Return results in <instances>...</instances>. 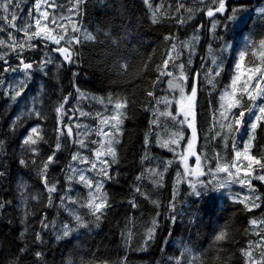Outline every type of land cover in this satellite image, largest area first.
<instances>
[{
    "label": "trees",
    "instance_id": "trees-1",
    "mask_svg": "<svg viewBox=\"0 0 264 264\" xmlns=\"http://www.w3.org/2000/svg\"><path fill=\"white\" fill-rule=\"evenodd\" d=\"M18 2L17 11L27 15L37 0ZM57 2L68 6V0ZM225 4V12L216 13L218 3L212 0H148L147 4L145 0H79L75 23L80 43L74 46L73 63L52 53L53 62L39 70L45 54L56 47L51 42L40 46L39 39L32 41L36 50L25 44L20 54L25 62H34L27 87L40 83L36 100L39 117L37 110L18 116V98H9L14 95L9 86H13L15 73L3 69L17 67L19 56L0 46L8 62L0 60V77L5 82L0 86V264H264V180L258 178L264 176V169L256 164L248 169L246 160L235 158V151H243L244 143L254 137L248 154L264 163V123L254 134L249 131L247 125L252 120L246 109L252 105L246 96L241 101L243 107L229 114L234 123L240 111L246 112V126L239 135L221 128V123L229 121L220 117L221 95L230 90L239 53L249 51L241 72L260 62L264 0H225ZM209 8L213 17L207 15ZM233 15L235 20L227 19ZM9 31L19 42L26 39L23 32L7 29L0 32L5 45L10 41ZM88 35L94 38L89 40ZM170 58H175L176 67L170 62L167 71L180 76L179 66L183 65L182 86L187 92L197 89L193 104L196 153L203 175L195 182L191 176L186 178L180 161L189 129L176 115V97L168 88L170 77L161 75L164 60ZM64 97H68L66 115L55 110ZM162 98L171 103L167 107L158 104ZM101 99L124 103L116 161L101 187L107 196L102 215L88 207L90 189L78 182L79 177L68 180L72 175L69 165L90 168L88 163L72 161V155L79 153L92 161V152L99 146L94 127L98 117H105L100 111ZM78 110H83L85 117L75 115ZM72 112L74 120L69 119ZM168 112L172 115H161ZM61 120L73 128L72 137L60 134ZM81 121V125L75 123ZM31 127H39L43 136L37 154L23 145ZM80 133L85 146L77 142ZM174 133L179 134V143L162 147ZM57 142L61 144L58 151ZM54 151L55 162L43 174L48 181L45 184L41 168ZM20 159L28 163L21 165ZM233 162L252 173L251 187L231 182L220 188L219 178L225 173H216L215 178L208 173L209 168L215 173L217 163L231 166ZM53 184L56 191L50 193ZM193 185L200 195L195 194ZM64 225L69 226L68 237L63 236ZM221 231L226 233L225 239L217 241ZM36 252H42L43 257L38 259Z\"/></svg>",
    "mask_w": 264,
    "mask_h": 264
},
{
    "label": "snow or ice",
    "instance_id": "snow-or-ice-1",
    "mask_svg": "<svg viewBox=\"0 0 264 264\" xmlns=\"http://www.w3.org/2000/svg\"><path fill=\"white\" fill-rule=\"evenodd\" d=\"M145 3H148V0H145ZM213 4L218 3V7H215L216 13H223L226 10V4L225 0H212ZM180 7H183V5H180ZM20 9V3L18 0H0V32L6 31L7 29H12L16 33L23 32L26 39L23 42H19L12 38V32L9 31L8 35L10 38V41L7 45H5V41L0 39V46H5L8 48H11L13 51L17 52V55L19 56L20 63L17 67L13 68L11 66L5 67L3 69L4 72H23V79H17L15 81V84L10 87V93H14V95H10L9 98L12 100L17 99L18 97H21L24 92L26 91L28 80L31 79V70L34 67V62H25L22 55H20L23 50L25 44L29 46L31 50H36L37 45L32 43V41H35L39 39L42 44L40 46L46 47L49 42L54 44L56 47L49 50V53L45 54V59L42 60L38 68L39 70H43L46 68V66L49 63L53 62L52 53L59 54L62 61L65 63H73L74 62V46L76 44L80 43V37L76 35V33L79 32L78 27L76 26L75 19L78 16L79 13V0H68V6H65L64 4L58 3L57 0H37V2L28 10L27 15H23L17 10ZM179 7L177 8V11H179ZM214 11L209 8L207 11V15L209 17L214 16ZM237 11L236 9L233 10V12ZM261 12H264V9L260 10ZM153 22H157V15L154 12L152 16ZM229 20H235L236 17L229 16L227 17ZM17 21L19 23H17ZM216 27V23H213V28ZM35 29V30H34ZM89 40L93 39L91 35H88L87 37ZM165 39H168L166 37ZM253 50L251 52V55L255 57L257 55L256 51L254 50L255 46H252ZM259 48L262 49L259 53L260 62L253 68L247 69L246 72H241V64L245 60V56L249 55L248 49L245 51H241L239 53V59L236 63V75L233 77L230 90L226 89L225 92L221 95V100L224 101L221 103L220 108L222 111L220 112V117L222 121H229L226 125L224 123H221V128L226 127L228 132H235L237 135L240 134L241 128L245 127L243 118L247 112L249 119L252 120V123L250 125H247L249 131L254 134L255 130L258 126H260L262 123H264V40H261L259 42ZM173 49H175V45H173ZM7 53L3 50V48H0V60H3L5 64H7V60L5 59V56ZM177 53V57H178ZM171 62L172 66L175 68V58H170L164 60L165 68L162 70L161 75L162 76H168L170 79L168 80V88L172 92H178L179 93V101L177 103L179 104V113L183 115V120H180L179 123L183 125L185 121H187V126L192 129L193 139L196 138V127L192 120L194 119L193 113H192V104L191 100L193 97L196 96L197 89L196 87H193L191 90V96L185 97L184 95V89L182 87L183 83V65H180L181 69V75L173 77L171 71H167V66ZM213 64H217V67H219V64L216 60H213ZM219 75V72L216 73ZM246 77V78H245ZM211 83V81H209ZM0 86H5V82L3 80V77H0ZM239 92V97L237 96V93ZM149 96H152L153 93L149 92ZM247 97V101L251 102V107H248L245 111L239 112V117L235 118L234 123L231 122L232 118L229 114L232 113V110L238 107H243L241 101L244 99V97ZM64 102L60 103L59 106L55 109L58 114L66 115L65 113V104L68 101V97H64ZM101 103H103V100H101ZM157 103H163L165 107H167L171 101H169L167 98H162L161 100H158ZM123 108V104L120 102H117L115 104V110L118 113L117 115H113L111 117V120H109L108 117L99 118V125L94 130L98 136L105 137L107 143H104L103 141L100 142V147L95 151V160L89 161L87 157H82L79 155V153L72 155L71 159L72 161H78L79 163H88L91 165L90 168L85 169H73L71 165H69V171L72 172V175L68 177L69 182L73 181L76 176L79 177L78 182L82 183L85 187L90 189L88 193V207L93 211V213H99L103 214V210L107 207V196L106 194L101 192V187L103 184V180L100 179L101 177H108V168L110 167L109 162L106 159H103L105 156H111L113 158V162L115 161L116 153L112 147L114 141L113 136H108L107 132L104 131L105 126H110L111 129L115 132L119 130V125L122 123V120L120 119V111ZM36 116H40V112L37 110L35 112ZM81 115H86L85 113H81ZM161 115H167L171 116L172 114L170 112L168 113H161ZM234 115V114H233ZM191 118V119H190ZM254 118V119H253ZM20 118L18 117L17 120ZM71 119V118H69ZM17 121H14L13 124H16ZM61 124H63V128L60 129V134L65 137H72L73 135V128L69 126L68 124H64L63 120L60 121ZM154 124L156 121L153 122ZM235 125V127H234ZM80 126L77 125V128ZM85 133H87V128L85 127ZM217 136H220L221 133L217 132ZM179 134L174 133L173 138L167 141H163L161 143L162 147H170L171 145H176L179 143V139L177 138ZM182 138V137H180ZM254 137H250L248 142L244 143L243 145V151L237 150L235 151V158L239 160L240 158H243L248 163L246 167L248 169H252L253 164L259 165L261 169H264V163H261V161L256 160L255 156L249 155V149L252 145V140ZM43 140V136L40 135V129L39 127H32L30 130V133L26 136V138L23 140V145L25 146V150L28 152H31L33 154H37L39 152L38 145ZM83 145V141H77ZM2 143V142H0ZM61 148V144L59 142L56 143L55 149L58 151ZM192 149V140L188 141V152L184 155H181L180 159L182 162H186L189 155H195L191 151ZM55 151L47 157L46 162L43 163L41 168L42 178L44 179V183L47 184V178L43 174L46 173L49 165L51 163L55 162ZM196 169H188L185 164V175L186 176H192V175H203V172L200 170V164L201 160L200 157L197 155L196 157ZM21 165H26L28 161L25 159H20ZM36 161L33 160L32 163H35ZM100 164V167H97V164ZM171 163V162H169ZM232 169H235L233 172ZM88 172H96V177H90L87 175ZM209 175H213L215 178L216 173H226L227 178L224 181L218 182V187L224 188L227 186L229 182L232 183H239L241 185H247L251 187L249 177L252 175V173L246 172L243 177H241V168L233 162L231 166L229 165H221L220 163H217L215 168V173H213L212 169H208ZM3 173H0V176H2ZM260 180H264V176L258 177ZM139 180L140 177H137ZM95 181V183H94ZM94 189V191H93ZM139 191V188L136 189ZM48 191L55 192L56 191V185L53 184ZM193 191L196 195H200L199 192L195 191V185H193ZM65 197L61 198V203H64ZM247 199V198H245ZM256 199H259L257 197ZM99 201V202H97ZM243 202V201H241ZM248 205H246L247 207ZM253 207H259L258 204H253ZM76 220L79 222L81 218L79 216L76 217ZM97 220H99V216H97ZM251 223L253 225L257 224L256 220H252ZM44 227H48L47 224H44ZM155 228V222L153 224V229L149 230V239L152 238V232ZM70 234V229L68 225H64V231L63 236L68 237ZM226 236V233L221 231L219 235L216 236V240H224ZM58 239L60 237H57ZM42 237L40 234L36 235V240L40 241ZM36 257L38 259H41L43 257L42 252H36ZM247 255L249 257L252 256L251 252H248Z\"/></svg>",
    "mask_w": 264,
    "mask_h": 264
},
{
    "label": "rangeland",
    "instance_id": "rangeland-1",
    "mask_svg": "<svg viewBox=\"0 0 264 264\" xmlns=\"http://www.w3.org/2000/svg\"><path fill=\"white\" fill-rule=\"evenodd\" d=\"M53 48H55V47H53ZM23 78H24V76H23V72L22 71L21 72H16L15 73V78L13 80V85L15 84V81L17 79H23ZM182 87L184 89L185 97H190L191 96V90L189 92H187V89L184 86H182ZM39 89H40V83L37 82L34 85V87H32V86L27 87L25 96L18 97V100H17V113H18V116L30 115L31 113H34L37 110L36 109V103L38 101L37 100V94L39 93ZM174 95L176 97L175 98V100H176V103H175V105H176V115H177V117L180 116L181 120H183V115L181 113H179V104L177 103V101H179V99H180L179 93L178 92H174ZM101 100H103V99H101ZM117 102L122 103L123 107H124V103L121 102V101H118V100L117 101H112L111 99H108L106 101L103 100L102 109L100 111H102L105 114V117H108L109 120H111V117L113 115H117L118 114L116 112V110H115V104ZM191 104H192V113H193V117H194V107H193L194 97L191 100ZM78 111H79L78 114H75V115H78L80 117H85V115H81V113L84 112L83 110H78ZM123 114H124V112H123V108H122V110L119 113L121 120L123 119ZM70 118H71V120H74L75 116H74L73 112L71 113ZM83 122L84 121L75 122V123H79V125H81V124H83ZM192 122L194 123V119L192 120ZM98 125H99V120H98L97 125L94 128L96 129L98 127ZM194 125H195V123H194ZM184 126H185V128L189 129V137H188V140L186 142L183 155L188 152V141L189 140H192V149H191V151L193 153H195V155H189L186 162H182L181 159H180L182 170H183V173L185 174V164H186L188 169H196V167H197L196 158H195L197 156V153H196L197 135H196V138L193 139L192 129L187 126V121H185ZM31 128L29 129V131L26 134V136L30 133ZM79 130H81V128H79ZM104 131L107 132L108 136H113L114 137V141L115 142L113 143L112 147H113V149H114V151L116 153V145H117V143L119 141L120 134H121V131H122V123L119 125V130L118 131L114 132L111 129L110 126H105ZM95 134H96V132H95ZM78 136H79V141H82V138H83L82 134L80 133V135H78ZM101 141H103L104 143H107L105 137L98 136V144H99V146L96 149H94V151L92 152V160H95V155L94 154H95V151L100 147V142ZM79 144H81V143H79ZM103 159H106L109 162V165L111 167V165L116 161V156H115V161L114 162H113V158L111 156H105V157H103ZM90 167H91V165H90ZM97 167H100L99 163L97 164ZM200 170L202 171V165L201 164H200ZM234 171H235V169H234ZM246 172H248V171L244 170V169H241V173L240 174L244 175ZM87 175H89L90 177H96L97 174H96V172H88ZM200 176L201 175H192L191 176L192 177V181L195 182L197 180V178L200 177ZM187 177H189V176H186V178ZM226 178H227V174L225 173L219 179L221 181H224ZM100 179L103 180V177H101ZM94 183H95V181H94ZM230 183L231 182H229L228 184H230Z\"/></svg>",
    "mask_w": 264,
    "mask_h": 264
},
{
    "label": "water",
    "instance_id": "water-1",
    "mask_svg": "<svg viewBox=\"0 0 264 264\" xmlns=\"http://www.w3.org/2000/svg\"><path fill=\"white\" fill-rule=\"evenodd\" d=\"M53 49V48H52ZM54 54V53H53ZM55 55H57V56H59V54H55ZM60 57V56H59ZM61 58V57H60Z\"/></svg>",
    "mask_w": 264,
    "mask_h": 264
}]
</instances>
